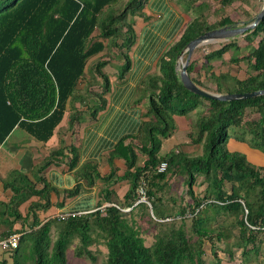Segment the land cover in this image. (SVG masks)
<instances>
[{
    "label": "trees",
    "instance_id": "obj_1",
    "mask_svg": "<svg viewBox=\"0 0 264 264\" xmlns=\"http://www.w3.org/2000/svg\"><path fill=\"white\" fill-rule=\"evenodd\" d=\"M117 1L0 0V143L15 126L45 142L66 111H69L68 127L72 128L84 113L95 115L104 106L103 94L108 83L101 68L106 61L98 58V54L108 50V41L120 48L132 44L133 22H126V18L140 10L145 0H127L116 11ZM188 1L193 5L194 17L159 58V73L149 78V119L142 125L143 137L137 149L142 158H137L130 145L120 142L115 154L123 156L122 175L113 179L114 170H111L105 179L102 177L108 185L119 180L129 183L123 201L117 204L130 209L121 211L106 206L103 211L50 217L45 212L50 204L49 190L57 191L41 173L51 163L58 162L59 158L54 157L61 155L63 148H55L36 166L35 179L12 171L2 181L3 190H9L10 196L6 201L0 200V239L21 233L16 247L4 249L12 257V264H67L66 249L74 238L78 239L74 254L91 260L95 257L90 246L101 241L106 247L102 264H205L202 245L207 239L211 242L213 264H220L213 236L220 238L223 233H210L203 226L211 218L208 210L217 215L235 216L238 238L244 243L243 257L257 251L254 244L259 232L264 230V164L251 162L245 154L230 150L227 141L235 136L264 155V95L223 101L195 94L183 86L176 63L185 45L205 31L236 27L227 15L209 21L202 2ZM234 1L219 0V3L228 6ZM245 14L249 21L243 25L254 21L255 14L248 11ZM241 34L242 43L233 36L200 58H189L186 72L197 86L216 94L264 89V15L252 29ZM256 37H259L257 45L252 47ZM246 48L248 53L241 54ZM230 49L235 52L228 60L230 64L238 67L240 61L247 63L243 78L219 67L225 63L223 57ZM123 57L126 69L128 57L125 53ZM194 71L204 72L209 83L193 78ZM252 114H257V118L248 117ZM175 116L194 118L187 135L191 143L202 144L200 154L190 155L180 149L159 154L162 140L176 129ZM75 159L72 158L73 162ZM162 161L166 162L165 170L156 172ZM79 174L90 177V182L100 178L95 165L89 163L83 164ZM175 175L184 176L191 199L187 207L173 211L162 207L161 192ZM198 176L206 183L199 199L192 191ZM35 182L43 186L37 189ZM141 187L155 220L145 202L134 204ZM76 189L64 190L63 197L72 195ZM103 192V198L109 201L110 190L105 188ZM27 200V207L21 210V204ZM144 214L157 225L150 245L144 243L137 224ZM5 216L9 219H4ZM188 218L192 220L191 229L196 238L185 229ZM54 224L57 232L50 246L49 234ZM248 244L253 245L247 248ZM4 262L5 259L0 261Z\"/></svg>",
    "mask_w": 264,
    "mask_h": 264
},
{
    "label": "crops",
    "instance_id": "obj_2",
    "mask_svg": "<svg viewBox=\"0 0 264 264\" xmlns=\"http://www.w3.org/2000/svg\"><path fill=\"white\" fill-rule=\"evenodd\" d=\"M188 2L190 1L145 0L141 9L130 16L134 32L132 44L128 48H120L114 43L111 45L113 46L111 50L115 53L112 57L106 54L107 50L98 54L101 60L106 61L101 71L107 77L108 88L103 94L105 104L95 115L86 112L79 122L69 128V111H66L54 128L52 136L45 142L34 139L18 126L9 132L0 143V200L6 201L10 196L9 190H3L2 181L12 171H19L33 180L38 176L35 172L36 166L49 156L51 150L62 147V154L54 157L59 158L58 162L51 163L41 173L48 185L57 191L55 193L49 190L50 204L45 212L50 213V217L58 213L92 210L99 204L101 206L105 203L117 204L123 201L129 183L119 180L108 185L109 182H105L102 177L108 175L111 170H114L113 179L122 175L125 168L123 156L115 154L120 142L123 145H130L137 153L140 138L143 137L142 125L149 119L147 114L149 78L159 73V58L179 39L186 25L194 17L193 5ZM124 53L128 57L126 69ZM190 58H198V55L193 52ZM223 59L225 61V56ZM241 63L240 61L237 65L239 68ZM228 71L240 78L245 76V70L241 68L237 73L230 69ZM191 76L204 82V72L194 71ZM95 79L102 83L101 78L96 76ZM174 120L177 129L165 138L166 141H170L167 145L170 148L168 151L173 150L172 145L179 144L174 150L180 149L188 153L184 143H191L190 138L189 141L187 138L180 141L176 138V133L184 130L178 123L185 118L175 116ZM25 132L30 137H26ZM227 147L245 154L254 163L256 159L264 158L259 150L235 136L229 137ZM72 158H76L74 162ZM137 158L142 157L138 155ZM86 163L95 165L100 178L97 177L90 182L87 175L80 176L79 171ZM42 186L43 183L35 182L37 189ZM76 187L75 193L63 197L64 190ZM105 188L110 190L109 201L103 198ZM41 202L44 200L41 199ZM27 205L28 200L21 204L20 209H25ZM3 218L9 219L7 216Z\"/></svg>",
    "mask_w": 264,
    "mask_h": 264
},
{
    "label": "rangeland",
    "instance_id": "obj_3",
    "mask_svg": "<svg viewBox=\"0 0 264 264\" xmlns=\"http://www.w3.org/2000/svg\"><path fill=\"white\" fill-rule=\"evenodd\" d=\"M127 0H118L116 4L114 5V8L116 11L121 10ZM174 2L177 0H173ZM195 3H203V12L206 14L207 19L211 22L217 20L221 16L227 15L229 16L234 22L236 27L243 25L244 22L249 21L248 16L245 14V11H248L249 14H257L262 5V0H249L248 3H242L239 0L234 1L232 4L228 6H222L219 3V0H194ZM205 4V5H204ZM186 6V4H185ZM194 11V8H193ZM130 21V16L127 15L126 22ZM242 34L235 35V40L239 41L240 43L243 42ZM259 37H256L255 40L251 43L252 47H255L257 45V40ZM227 39H221V40H214L209 42H204L197 46L193 52L198 55V58L203 56L204 53H207L208 51L220 47V44L223 42H227ZM108 50L106 51V54L110 57H112L114 51L111 50V45H114V43H110L108 41ZM248 49L242 50L240 53L245 55L248 53ZM192 52V54H193ZM115 54V53H114ZM235 54L233 49H230L225 53V63L220 64V69H230L232 72H239V69L246 70V62L241 61V67H236L235 64H230L228 62L231 55ZM186 55L185 53L181 56L180 61L183 62ZM98 58H100L98 56ZM108 58V57H106ZM179 61V62H180ZM237 65V64H236ZM231 67V68H230ZM239 68V69H238ZM178 70V69H177ZM205 84H208V80H203ZM95 89H97V84H94L93 86ZM249 118H257V114H252L248 116ZM193 117L191 120H184L180 123H178L184 130H180L176 133V138L178 141L184 140L187 138L188 135L187 132L189 130L190 123L193 121ZM177 129V126H176ZM21 132V131H20ZM23 134V133H22ZM26 134V135H25ZM234 134V133H231ZM26 137H30L26 132L24 133ZM236 135V134H235ZM189 141V140H188ZM162 145L159 150V154H164L168 151V144L170 141H166V139L162 140ZM188 150L187 152L190 155H196L200 154L202 152V144H193L190 142L184 143ZM177 145H172L171 148L174 149ZM253 161V160H252ZM256 162L264 164V158L256 159ZM206 183L202 182L201 177H197L195 179V182L192 186V191L194 196H196L198 199L201 198L205 191ZM163 194L164 201L162 203V207L164 209H173L176 210L179 207H187L188 201H190V195L187 193V188L184 182V176L182 175H175L171 177V179L168 181V185L163 188V191L161 192ZM148 212L149 215L153 220H155L151 213H150V207L148 206ZM208 215L211 216L207 222L205 221L203 223V226H206L210 233H217L221 231L223 233V236L220 238H216L213 236V245L215 246V250L218 256V260L220 264H264V230L262 232H259V235L257 236V239L255 241V246L257 248V251H250L249 255L246 257H243L241 255L242 248H244V243L238 238V227L235 222V216L233 214H221L217 215L213 211L208 210ZM150 216L148 214H144L141 218H138L137 224L140 226V232L144 239V243L146 245H150L154 240V235L157 232V225L152 223L150 221ZM212 216H215V219H212ZM192 220L189 218L186 220L185 223V229L187 230L189 235H193L191 237L196 238L195 233L191 229ZM57 228L54 225H52L51 231H50V246L53 242V240L56 237ZM214 235V234H213ZM78 244V239L74 238L71 243L68 245L66 249V258H67V264H102L105 257H106V247L103 245L101 241L95 242L90 246V249L92 250V254L95 257V259L91 260L85 256L78 257L74 254V248ZM253 244H248V247H251ZM210 246L211 242L209 240L204 239L203 241V259L205 261V264H213L214 257L212 256L210 252ZM5 250L0 248V261L2 259H5V262L3 264H12V257L4 252ZM2 264V263H0Z\"/></svg>",
    "mask_w": 264,
    "mask_h": 264
},
{
    "label": "water",
    "instance_id": "obj_4",
    "mask_svg": "<svg viewBox=\"0 0 264 264\" xmlns=\"http://www.w3.org/2000/svg\"><path fill=\"white\" fill-rule=\"evenodd\" d=\"M263 5L260 11L256 14L254 21L247 25L242 26H223L215 29H211L208 31L203 32L202 34L198 35L197 37L191 39L180 52L179 58L186 53V57L183 62L176 63V68L178 69V74L180 81L182 82L183 86L188 89L189 91L207 97L211 99H218V100H235V99H242L253 97L257 95H264V89L253 90L248 92H235V93H223V94H216L208 92L199 86H197L190 78L188 73L186 72V66L189 62V58L193 52V50L204 42L214 41V40H221V39H228L233 37L237 34H241L246 30L252 29L257 22L263 17L264 15V0ZM151 212V211H150ZM46 221V220H45Z\"/></svg>",
    "mask_w": 264,
    "mask_h": 264
},
{
    "label": "built area",
    "instance_id": "obj_5",
    "mask_svg": "<svg viewBox=\"0 0 264 264\" xmlns=\"http://www.w3.org/2000/svg\"><path fill=\"white\" fill-rule=\"evenodd\" d=\"M165 168H166V162L162 161L156 166L155 170H156V172H162V171L165 170ZM139 195H140V197L136 200V202L134 204H136L138 202H145L149 207H151L149 201L145 197L144 188L141 187L139 189ZM106 206H114V207L118 208L121 211H128L130 209L129 207L122 208L116 203H105L104 205L98 206V207H96V208H94L92 210L80 211V212L58 213L55 216H57V217H66L68 215H75L76 213L77 214H81V213H85V212L95 211V210H98V209L103 211ZM20 235H21V233L16 232V233L10 234L7 237L1 238L0 239V248L4 250V249H7V248L11 249V248L16 247L17 244H18V239H19Z\"/></svg>",
    "mask_w": 264,
    "mask_h": 264
}]
</instances>
